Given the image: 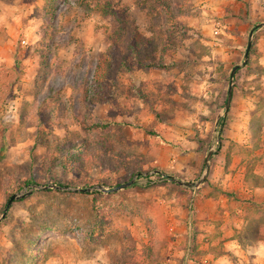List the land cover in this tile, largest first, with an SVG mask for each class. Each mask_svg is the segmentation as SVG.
<instances>
[{"label":"rangeland","instance_id":"obj_1","mask_svg":"<svg viewBox=\"0 0 264 264\" xmlns=\"http://www.w3.org/2000/svg\"><path fill=\"white\" fill-rule=\"evenodd\" d=\"M79 1L56 4L50 18L55 44L43 58L35 44L44 0H0V204L5 208L8 197L4 182L28 167L37 140L52 147L101 137L130 158L142 157L145 172L161 168L195 181L204 171L200 141H209L208 150L214 139L213 176L188 192L196 209L214 197L216 217L209 224L196 212L191 236V217L178 203L182 186L165 178L166 184L145 187L143 173L128 188L98 189L103 225L95 222L90 196L52 184L25 186L10 196L30 194L13 199L0 220V264H116L124 248L140 250L148 242L160 264H258L254 258L261 254L247 246L264 238V197L251 191L256 181L264 182V0H177L183 27L175 33L176 47L166 51L169 67L113 74L92 105L84 90L115 26L93 9L96 0ZM116 2L125 11L121 18L146 24L135 0ZM251 29L248 60L234 74L224 114L230 71L242 62ZM112 104L120 108L117 124L102 131L89 127ZM218 115L224 117L222 141L220 125L214 130ZM248 178L254 180L249 186ZM237 210L250 219L239 239L233 231ZM33 253L38 260L32 261Z\"/></svg>","mask_w":264,"mask_h":264},{"label":"trees","instance_id":"obj_2","mask_svg":"<svg viewBox=\"0 0 264 264\" xmlns=\"http://www.w3.org/2000/svg\"><path fill=\"white\" fill-rule=\"evenodd\" d=\"M58 1L44 0L45 14L38 27V40L35 44V51L43 58L46 54L45 51L55 44L50 18ZM78 2L81 5V1L78 0ZM135 2L146 16V24L143 26L127 17L121 18L120 16L125 11L119 7L116 0H96L93 9L102 17L111 18L112 25L115 27L109 33L108 46L96 57L91 83L84 90V95L88 98L90 105L100 101L103 92L110 85L113 74L131 76L137 68L150 70L169 67V64L164 60L166 51L176 47L175 33L178 31L177 29L183 27L176 20L180 13V4L177 0H135ZM122 10L123 13H121ZM15 63L17 65L18 60ZM225 102L226 98L223 103L225 104ZM119 110V106L112 104L108 114L101 120L93 122L89 127H96L101 131L107 130L110 126L117 124L115 117ZM157 116L160 117V114ZM40 119L45 120V117L42 116ZM223 121L224 117H221L218 123L220 125L218 137L221 141L223 140L221 136L224 133ZM85 130L87 129L85 128ZM152 133L157 136L160 134L157 130ZM36 143L30 149L31 161L28 167L14 179L9 178L7 182H4V193L8 196L4 205L8 202L10 192L20 190L25 186L52 184L57 187H71L74 188V191L90 196L95 222L103 225L104 216L98 198L103 194L98 189H93L94 186L106 185L111 188L128 182L134 175L142 173L147 174L145 187L168 183L165 178L161 177V174L145 172L142 157L130 158L122 149L101 137L94 139L85 137L75 141L66 140L63 143L56 142L52 147H48L41 140H37ZM208 143V140L200 141L197 148L202 153L203 160ZM219 146L220 144H217L218 148ZM37 148L39 152L36 151ZM62 171L70 173V178L66 179ZM164 173L169 175L166 171ZM93 174L95 175L93 176ZM258 178L259 176L256 174L253 177V179ZM253 179L248 178L246 184L249 186V182L252 183ZM262 184L263 182L256 181L254 186H262ZM71 188L67 190L68 193H74ZM84 188L92 190L80 191ZM180 188L183 198L179 199L178 203L189 213L192 231V217L196 215L195 198L188 192L191 191L190 188L183 186ZM220 191L224 195H232L225 190ZM3 208L0 204V214ZM248 209L255 210L254 208ZM246 216L249 219V216ZM194 235L195 233L192 231L191 236ZM34 243L31 241L32 246ZM150 244L149 242L144 244L140 250L132 245L127 246L119 255L116 264H160ZM30 255V258H33L32 261L38 260L35 253Z\"/></svg>","mask_w":264,"mask_h":264},{"label":"water","instance_id":"obj_3","mask_svg":"<svg viewBox=\"0 0 264 264\" xmlns=\"http://www.w3.org/2000/svg\"><path fill=\"white\" fill-rule=\"evenodd\" d=\"M260 25L261 24L256 25L255 27H258ZM253 31H254V29L250 30L249 39H248V42H247V45H246V48H245V51H244L242 62L240 64L234 65L232 67L231 71H230L229 86H228V90H227V98H226V102H225V106H224V114H226L228 112V109H229V106H230V100H231V95H232V87H233V81H234V74H235L236 70H238L239 68L243 67L246 64L247 60H248V54H249V50L251 48V43H252ZM221 117H222V115H218L216 117L215 124H214V130L216 129ZM213 144H214V139L212 140V142H211V144H210V146H209V148L207 150L205 159H204V165H203V170L204 171L201 174V176L195 181L181 180V179H179L177 177H174V176H171V175H167V174L161 172L158 169H154L152 172L156 173V174H161L162 177L166 178L169 181H173V182H175L176 184H178L180 186H185V187H188V188L198 187L200 184H202L205 181V179L207 177L208 170H209L210 159H211V157H212V155L214 153ZM135 183H136L135 179L132 178L128 182L115 185V186H113L111 188H104L102 185H97V186H94L93 189H99V190H101L103 192L110 193V192H116L118 190L128 188V187H130L131 185H133ZM32 186H34L36 188H39L38 185L37 186L36 185H32ZM90 190H92V189L91 188L80 189V191H90ZM30 192H31V190L26 192V193H23V194H12L10 196L5 208H4V212L0 216V220L5 216V211L7 210V208L10 205V203L13 201V199H18V198L24 197L26 194H30Z\"/></svg>","mask_w":264,"mask_h":264},{"label":"crops","instance_id":"obj_4","mask_svg":"<svg viewBox=\"0 0 264 264\" xmlns=\"http://www.w3.org/2000/svg\"><path fill=\"white\" fill-rule=\"evenodd\" d=\"M212 169V168H211ZM210 175L213 176L212 170L209 172ZM208 173V174H209ZM205 182V181H204ZM237 187L236 189H238V185L235 186ZM251 191L254 192V195H258V196H263L264 197V182L262 184V186H258V187H254V189L252 188ZM207 201V202H206ZM205 202L209 204V206H205ZM215 199L214 197H208L204 202H202L199 207L196 209V212L198 213V217L200 219H210V222H208L209 224H212L213 219L216 217V212H215V208H213L215 206ZM196 206V205H195ZM237 212L239 213L238 215H236V223L234 225V235L236 234V237L239 239L238 233L240 232V229L244 226H246L249 222V219L247 218V216H244L243 213H241V210H237ZM208 231L211 230V228L207 229ZM205 229V231H207ZM237 238H233L230 241L232 242H236V246H237ZM257 242V244L255 243ZM248 249H249V253H260L261 254V258H254V260H258V264H264V238H258L255 241L252 240L251 243H248ZM242 248V247H241Z\"/></svg>","mask_w":264,"mask_h":264}]
</instances>
